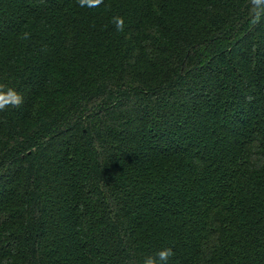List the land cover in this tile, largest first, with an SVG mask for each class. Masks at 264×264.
<instances>
[{
	"label": "trees",
	"instance_id": "obj_1",
	"mask_svg": "<svg viewBox=\"0 0 264 264\" xmlns=\"http://www.w3.org/2000/svg\"><path fill=\"white\" fill-rule=\"evenodd\" d=\"M249 7L0 0V84L24 98L0 112V264H143L165 247L169 264H264Z\"/></svg>",
	"mask_w": 264,
	"mask_h": 264
},
{
	"label": "clouds",
	"instance_id": "obj_2",
	"mask_svg": "<svg viewBox=\"0 0 264 264\" xmlns=\"http://www.w3.org/2000/svg\"><path fill=\"white\" fill-rule=\"evenodd\" d=\"M104 3V0H78L81 8L87 7L89 9L99 8ZM249 24L256 26L264 18V0H249ZM112 22L115 25L117 32H123L125 23L121 16H114ZM31 38L30 32H24L21 39L28 40ZM24 103L23 96L13 87H8L0 84V112L10 109H17ZM175 256L171 247H165L156 251L153 255L147 256L143 264H169V260Z\"/></svg>",
	"mask_w": 264,
	"mask_h": 264
}]
</instances>
